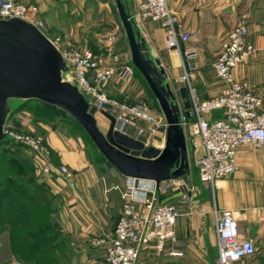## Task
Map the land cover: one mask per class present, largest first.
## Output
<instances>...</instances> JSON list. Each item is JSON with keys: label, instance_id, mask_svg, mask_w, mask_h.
Wrapping results in <instances>:
<instances>
[{"label": "crops", "instance_id": "0c3cea01", "mask_svg": "<svg viewBox=\"0 0 264 264\" xmlns=\"http://www.w3.org/2000/svg\"><path fill=\"white\" fill-rule=\"evenodd\" d=\"M139 37L149 54L157 60L165 74V80L173 91L182 87L178 81L181 52L193 48L196 52L192 63L190 86L197 100L217 97L224 88L223 82L211 69L218 55L220 44L235 26L240 14L247 17L248 35L245 42L253 51L235 67L231 74L234 80L247 84L261 100L260 110L264 111V0H168V8L175 12L179 31L188 34V40L179 45V51L167 49L164 33L156 21H142L136 11L141 0H123ZM33 6L36 16L43 20L53 36L61 42L68 41L74 47H87L97 56L103 46V7L106 2L97 0H18ZM108 2V1H107ZM115 45V44H114ZM116 52H122L125 42L119 44ZM127 48V47H126ZM97 55V56H96ZM100 57V56H99ZM103 65L108 62L101 57ZM108 61V60H107ZM110 62V61H109ZM100 62V64H102ZM111 78L103 84L107 93ZM174 91V92H176ZM220 111L211 112L205 119L220 118ZM23 114L14 115L13 122L24 130H34ZM108 122L106 124V129ZM41 136L50 150L53 166L64 165L73 174L74 190L70 191L54 175L42 176L34 172L38 182H43L52 197V219L58 226L63 240L64 257L60 264H103L104 247L112 237L115 222L120 214L121 193L127 183L126 178L97 158L86 153L80 136L72 138L68 134L54 132L44 127ZM124 134L136 137L135 127L124 128ZM186 145L190 156H195L188 135ZM145 145L160 148L159 137H147ZM235 170L232 174L216 180L213 184L197 182L193 174L188 177L195 185V193L187 200L180 201L178 193L166 190L157 193L170 194L161 203L176 207L178 217L173 227V240L166 244L162 254L143 250L135 264H215L216 245L214 234V211L227 210L237 223L238 238L250 240L254 253L236 264H264V148L243 144L235 150ZM152 188L150 183H139ZM160 202V201H159ZM180 252L172 258L167 252Z\"/></svg>", "mask_w": 264, "mask_h": 264}, {"label": "built area", "instance_id": "2783aa9c", "mask_svg": "<svg viewBox=\"0 0 264 264\" xmlns=\"http://www.w3.org/2000/svg\"><path fill=\"white\" fill-rule=\"evenodd\" d=\"M167 1L141 0L136 11L140 20L158 22L164 33L165 47L179 51V45L185 43L189 36L179 31L176 14L168 8ZM11 18L33 25L41 33L42 23L36 16L35 7L22 4L18 0H0V20ZM119 34L117 31L106 38L107 45H114ZM247 35V17L240 14L235 26L220 44L218 55L211 64L212 71L223 82L224 88L217 97L208 100H197L190 86L195 50L186 48L181 52L178 81L186 90L191 120L189 122V119L181 115V125L185 137L188 135L196 138L189 143L191 150L196 152L192 163L200 184L211 185L232 174L238 146L252 144L257 148H264V111L260 110L261 100L245 82L234 80L231 74L253 51L252 46L245 42ZM48 41L68 69L64 75L66 81L77 88L96 112H106L113 117L114 130L124 133V128L132 126L137 129L138 135L159 137L163 143L166 128L163 118L135 105L116 102L98 88L100 83L115 76L122 80L130 75L133 68L127 56L116 55L112 58L114 63L122 64L119 67L100 66L87 47H74L70 44L62 46L58 38ZM68 76L72 77V81ZM214 111H220L222 117L215 120L205 119V116ZM2 132L6 141L19 144L27 152L38 173L42 176L54 175L66 188L74 190L72 172L64 165H52L50 150L42 139L23 133ZM126 180L121 193L123 203L120 214L112 237L104 247L103 264H135L143 250L162 254L166 244L173 240V227L178 212L173 204L159 202L157 193L173 190L178 193L181 201H187L195 192V185L188 175L162 182L156 189L151 182ZM139 183H150L152 188L138 185ZM213 217L215 264H236L253 255L252 242L238 238L237 223L231 212L214 211ZM167 255L178 258L182 254L169 251Z\"/></svg>", "mask_w": 264, "mask_h": 264}, {"label": "water", "instance_id": "95a60500", "mask_svg": "<svg viewBox=\"0 0 264 264\" xmlns=\"http://www.w3.org/2000/svg\"><path fill=\"white\" fill-rule=\"evenodd\" d=\"M112 1L130 66L143 80L166 125L162 147L146 146L144 136L133 138L114 130L113 117L99 111L108 121L102 133L94 117L95 108L66 81L68 69L57 50L33 25L16 18L0 20V142L5 139L2 130L11 103L35 100L72 118L105 162L122 177L151 182L156 189L162 182L188 175L181 115L190 118V105L184 87L175 93L166 82L164 71L139 37L124 1Z\"/></svg>", "mask_w": 264, "mask_h": 264}, {"label": "trees", "instance_id": "16d2710c", "mask_svg": "<svg viewBox=\"0 0 264 264\" xmlns=\"http://www.w3.org/2000/svg\"><path fill=\"white\" fill-rule=\"evenodd\" d=\"M30 101L39 111L65 115L84 133L64 112L35 100L20 101L7 118L14 111L23 110ZM13 126L18 129L16 122ZM87 140L105 162L88 137ZM11 147L5 139L0 142V233H6L8 250L17 264H60L64 257L63 240L58 226L52 222V197L47 186L37 181L31 159L17 151L18 147L23 148L14 146L10 150Z\"/></svg>", "mask_w": 264, "mask_h": 264}, {"label": "rangeland", "instance_id": "374dc122", "mask_svg": "<svg viewBox=\"0 0 264 264\" xmlns=\"http://www.w3.org/2000/svg\"><path fill=\"white\" fill-rule=\"evenodd\" d=\"M97 1L104 2V3L106 2V4H107V6L103 7L104 11L102 14L103 21L105 22V23H103V34H105L106 32H109L110 30L111 31L113 30V32L108 36L103 35V40H104V42L102 44L103 46H101L99 48L100 50H98V52L100 51V54L98 56L96 55L97 56L96 59L98 61V58L101 57L102 59H104L106 61V63L108 62V65H113L115 67H119V65H122V64L114 63L112 58L116 55H124V56H127L128 58H129V56H128V51H127L126 47L122 48V50H123L122 52H116L119 49V46H120L119 44L122 41L125 42V39H124V35L122 32L120 23H119L118 18L116 16L113 1L112 0H97ZM39 20L42 23L41 33L50 41L57 38L56 36H53L52 33L49 32V30L45 26L43 20L40 18H39ZM117 31L120 34H119L118 40L115 43V45H111V46L107 45V43L105 42V39ZM59 43H62V44H60L62 46L65 44L66 45H68V44L72 45L71 43H69L68 41H65V40L63 42L60 41ZM98 62H99L100 66H103L102 61L99 60ZM100 62L102 64H100ZM118 71L119 70H117V74H118ZM68 77L72 81V77L71 76H68ZM106 82H108V81H106ZM104 83H100L98 85V88L108 98L115 100L116 102H119V103H124V104H128V105H135L137 107H140L142 109L147 110L148 112L156 115L157 117L163 118L159 109H158V106H157L155 100L153 99V97L151 96L149 91L147 90V88H146L144 82L142 81L141 77L137 74V72L134 69L131 71L130 75H128L125 79L120 80L117 76L113 77V82L109 83L110 85H108V90H109L108 93L103 90V84ZM173 87H174V85L171 84L172 89H174ZM174 91H176V90H174ZM19 104H20L19 102H12L11 103L12 109H14ZM18 110H20V109H18ZM18 110L11 113L10 116L6 119L4 127H3L4 131H8V132L11 131V132L28 134V135H32L34 137H38L41 139L43 131H45L43 129H44V127H47L49 129H51L52 131H54L55 133L58 132V133L68 134L72 138H76L77 136H80L82 141L85 144V148L87 150L86 153L88 154V156H89V152H91L90 155H92L94 160L97 158L100 159L99 155L90 147V144H89V141L87 140L86 135L73 123V121L68 119L65 115H62V114L57 113V112L55 113V112H49V111H47V112L39 111V109L36 107V105L33 101L27 102L25 104L23 110H21V111H18ZM18 114H23L24 117H27L26 118L28 120L27 123L29 125H32V127L33 126L35 127L33 131L32 130H24L19 125H18V129L13 126V117H14V115H18ZM94 117H95L98 129L102 133H105L106 124L108 121L105 118H103L98 112L95 114ZM185 134H186V131H185ZM141 136H144L146 138V134H142ZM185 141H186V139H185ZM8 143H10L13 146L10 148V150H14V146L15 147L20 146L19 144H16V143H12V142H8ZM186 146H187V156H188V168H189V172H191V175H192L193 174L192 158L190 156V149H189L188 145H186ZM161 147H162V145L160 146V148ZM17 151L20 152V154L25 153L26 156H28L27 152L24 149H21L20 147L17 148ZM36 171H37L36 168H34V172H36ZM169 191H172L173 194H175L174 193L175 191H173V190H169ZM169 195L170 194L161 195L159 197V201L163 202L165 200V198L168 197ZM52 222L55 223V221L53 219H52ZM0 264H17L16 261L14 260V258L11 256L9 250H8V237H7L6 233H0Z\"/></svg>", "mask_w": 264, "mask_h": 264}]
</instances>
